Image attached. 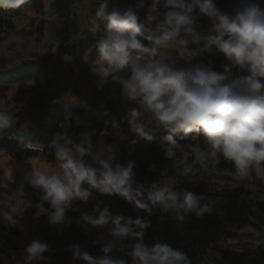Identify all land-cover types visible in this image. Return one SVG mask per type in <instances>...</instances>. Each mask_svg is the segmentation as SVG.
Here are the masks:
<instances>
[{"label": "clouds", "instance_id": "9594fccd", "mask_svg": "<svg viewBox=\"0 0 264 264\" xmlns=\"http://www.w3.org/2000/svg\"><path fill=\"white\" fill-rule=\"evenodd\" d=\"M26 3L0 0V10L20 9ZM109 3L98 0L91 19L89 31L94 35L101 32L93 70L101 90L109 81L120 85L123 101L132 105L126 113L130 131L140 140H155L145 120L147 115L165 130L159 143L169 160L180 147L178 139L197 140L202 136L207 149L191 146L194 161L184 165L185 175L194 174L196 163L206 167L223 157L233 164L237 180L247 179L253 172L264 180V8L260 0H239L232 12L219 9L215 0H151L143 20L138 12L147 0L126 9L110 10ZM197 10L211 21L207 33L198 30ZM205 54H223V70L190 63L192 58ZM122 72L127 73L126 78L120 75ZM17 123L15 113L0 109V139L20 134ZM64 137L67 135L57 134L50 142L55 149L56 168H32L25 176L40 192L39 202L27 201L21 206L7 193H0V219L9 226H20L31 207L36 209L37 220L46 216L51 226H70L66 213L79 211L74 209L75 202L87 203L93 190L123 197L149 215L159 207L181 222L190 214L200 218L211 212L207 204L201 206V198L192 191L178 190V184L168 177L145 188L135 179L134 160L118 163L115 150L108 151L102 145L94 150L88 132L81 133L80 143ZM26 146L36 148L31 141ZM150 167L154 169L155 165ZM99 203L93 214L82 213L81 226L86 231L91 227L108 228L110 239L101 247L103 255L95 257L79 244L69 245L66 250L74 261L129 264V260L114 256L116 251L130 258L131 264H192L185 252L167 243L144 242L145 232L151 227L149 220L113 216ZM129 240L135 242L126 245ZM48 251L46 241L32 240L17 264H52V259L45 256Z\"/></svg>", "mask_w": 264, "mask_h": 264}, {"label": "trees", "instance_id": "16d2710c", "mask_svg": "<svg viewBox=\"0 0 264 264\" xmlns=\"http://www.w3.org/2000/svg\"><path fill=\"white\" fill-rule=\"evenodd\" d=\"M89 1H84L87 7H89ZM42 2L43 0H27V3L19 11L22 12L26 7L40 12L43 9ZM75 2V0H52L51 7L62 23L59 27V38L63 41H71L70 39L72 38L73 44L63 53V57L67 60L66 64L61 63L55 57L47 59V61L40 65L47 72V76L44 79L45 82H43L46 86V91L48 92L55 86L57 90H64L66 93L59 98L58 102H53L51 106L44 104V115L40 120V124L28 134L29 139L34 140L31 136H36L40 137L41 141L43 137L61 134L62 124L70 122L73 130L70 132V139L74 143H80L81 133L88 132L91 135L95 150L96 146L94 142L103 132L105 123L110 118L114 119L124 132V139L118 141V147L122 152V159L124 162L130 160L136 162L134 171L138 176H148L151 178V182L158 181L165 176L181 184L197 185V190L188 191H192L197 197L201 198V206L207 204L211 212L200 218H197L194 214H190L181 222L172 212L164 213L159 207L154 208L151 215L144 210H137L135 205L129 204L120 196L105 198L101 209L108 207L113 216L123 215L126 218L131 217L133 219L140 216L149 220L151 227L145 232L144 242L148 245H152L157 241L167 243L172 248L185 252L192 264H264V180L257 178L253 172L251 177L253 186L257 191H247L239 195H233L228 192L206 194L201 188L206 187L205 183L211 177L199 163L194 165V174H183L184 165L193 164L194 161L191 146L198 145L201 149H207L202 136L197 140L191 138L179 140L177 138L180 147L176 149L174 158L169 160L162 151V145L159 143V140L165 134V130L162 127H157L147 115L145 116V120L153 131L155 140L152 142L140 140L139 137L130 131L126 114L128 109L124 108L121 104V87L119 84L109 81L102 90L99 87L96 88L93 92V101L90 105L79 102L75 98L79 82H75L74 84L73 79L87 83L94 76L91 72V65L97 59L96 43L101 38V32L94 35L90 31L83 32L80 30V22L74 9ZM138 2L139 0L110 1L109 8L110 10L112 8L126 9L129 6L135 8ZM150 5L151 0H147L145 7L139 10L138 14L141 20L144 19ZM234 5L238 7L239 2H234ZM96 8L91 11L90 20L95 16ZM7 14L8 10L7 12L4 10L0 11V28L8 27L11 29L5 38L20 37L9 23ZM196 15V23L200 26L198 30L207 33L211 28L210 19L200 16L198 10ZM39 30L40 34H42L43 27H40ZM102 30L103 23H101ZM85 58H88V63L83 65ZM186 62L181 61L182 64ZM190 63H201L206 67L213 68V70L222 71L221 66L226 63V58L223 54H206L192 58ZM79 67L82 69L80 70ZM40 75L41 72L37 71V68L32 63L25 64L24 67H19L13 72L0 73V102L6 98L11 84L26 81L37 82L41 80ZM120 75L123 78L127 77V73L124 72L120 73ZM77 115L84 117L82 122L85 126L81 127V122L74 121ZM28 143L29 140L27 138L23 139L19 135L15 138L6 136L0 139L1 159L10 158L21 162L44 157L50 164L57 162L55 159V149L52 146L38 149L27 147ZM86 159L90 164L93 163L90 157ZM152 164L155 165L154 169L150 167ZM207 167L212 173H215V171L220 174L234 172L233 164L223 157L220 158L219 163L213 164L209 162ZM151 182L146 184L145 188ZM40 195V192L26 181L23 187L22 205L27 201L33 204L39 202ZM45 207H50V205L45 203ZM74 209H79V211L70 210L66 213L71 224L70 226L64 225L65 228H56L49 225L46 222V216L40 217L38 220L36 219L34 240L46 241L49 244V251L45 253V256L52 259V264H84V262L79 260L74 261L72 253L66 250L71 244H79L88 252L97 248L94 227L90 226L91 230L86 231L81 226L84 223L81 219L82 213L90 214L87 204L82 201H76ZM217 211L221 212L226 219L239 228L247 226L253 228L255 234L252 238H255L260 244L251 246L247 252L242 253L227 251L219 244H216L215 247L221 254L220 258H213L211 255H208L202 263L197 262L198 256L196 250L202 249L205 245L211 246L210 236L215 234L214 229L219 227L213 217ZM35 212L36 209L31 207L28 208L25 214L32 217ZM78 220L81 223H77ZM20 234V226H9L4 220L0 219V264H17V261L22 259L21 254L25 247L12 239ZM134 242L129 240L125 244ZM113 255L127 259L129 260V264H131L130 258L123 252L114 251ZM38 264H44V261H40Z\"/></svg>", "mask_w": 264, "mask_h": 264}, {"label": "rangeland", "instance_id": "374dc122", "mask_svg": "<svg viewBox=\"0 0 264 264\" xmlns=\"http://www.w3.org/2000/svg\"><path fill=\"white\" fill-rule=\"evenodd\" d=\"M75 14L79 19V27L83 32L89 31L91 26L90 14L91 11L98 7V0H90L89 7L84 4L85 0H75ZM115 2V0H110ZM239 0H215L216 6L227 12H232ZM52 0H43V9L42 11H34L31 8L8 10L7 18L9 23L13 26V30L20 35V37H9L5 38L8 32L11 31L8 27L0 28V73L5 74L17 70L19 67H24L25 64L32 63L37 68V71L41 72V80L27 81L23 82L24 84L20 85L15 83L10 86V90L7 93V97L4 101L0 102V109L13 112L18 117V123L16 127L19 129V132L28 131L32 132V128L40 124V120L44 115V104L52 105L53 102H58L59 98L63 96L66 92L64 90H57L55 86L48 92L46 91V86L43 82L47 76L46 70L41 68V63L47 61L50 58H58L59 61L63 64L67 63V60L63 57V53L70 48L73 44L72 38L71 41H63L60 39V25L62 23L59 20L58 15L55 14L51 7ZM261 6L264 7V0H260ZM1 11V10H0ZM5 11V10H4ZM7 12V11H6ZM82 21V22H81ZM197 22V21H196ZM40 27H43L42 34H40ZM26 34V35H25ZM25 35V36H24ZM24 36V37H21ZM28 38H31L29 41ZM76 39V38H75ZM74 39V40H75ZM206 55V54H205ZM220 55V54H216ZM88 63V58L83 60V65ZM91 72L93 77L87 83L73 79V83L79 82L78 92L75 95V98L79 102L86 103L90 105L93 101V92L98 88L97 80L98 76L94 72V64L91 65ZM41 68V69H39ZM81 70L82 68L79 67ZM39 76V77H40ZM63 89H65L63 87ZM47 92V93H46ZM70 95V93H69ZM121 104L124 108L129 109L132 105L127 104L123 101L122 97L120 98ZM46 118V117H45ZM44 118V121H45ZM83 116L77 115L75 117L76 122L80 123V126H85L82 122ZM72 125L70 122L62 124V133L66 134L70 139V132L72 130ZM56 136V135H55ZM52 136L49 138V142L55 137ZM64 137V139H67ZM124 139V132L120 128L119 124L112 118L105 123L103 132L94 142L96 147L103 146L106 150L111 151L115 150L117 162L126 163L122 159V152L118 147V141ZM43 140V141H42ZM40 142V147L43 143H46V139H42ZM72 140V139H71ZM63 143L64 140L62 139ZM74 143V142H73ZM51 145V143H50ZM44 158V157H43ZM37 159V158H36ZM9 160V158L1 159L0 157V193H7L12 199L11 194L7 191L8 184L10 183V177L19 179V176L14 172L18 169L14 167V170H10L8 166H3L2 161ZM47 162V160L44 158ZM92 162V161H91ZM48 163V162H47ZM56 168L57 162L53 164ZM36 168V165H34ZM38 167L42 170L43 165L38 164ZM46 169L52 170V164L48 163L47 166H44ZM207 174L211 178L205 183L206 187H202L201 190L206 194H218L223 192H228L233 195H239L247 191H257L253 186V180L250 175L249 178L244 180H237L234 178L233 173H212L210 169L206 166L203 167ZM53 169V170H54ZM11 171H14L11 173ZM10 174V175H9ZM17 176V177H16ZM135 179L138 183L144 185L151 182V178L141 177L136 174ZM175 181V180H174ZM179 189L186 190H197V185H185L175 181ZM20 201L19 204L22 205L23 193L20 192ZM109 196L100 194L93 190L92 196L89 201L86 203L89 209L90 214H93V209L97 206H102L105 198ZM215 222L219 227L215 230V234L210 236L211 246L205 245L202 249L196 250L197 252V262L202 263L208 255H211L213 258H220L221 254L218 249L215 247L216 244H219L222 248L231 252H247L251 246H257L260 243L252 236L255 234V230L251 227L239 228L238 226L231 223L221 212H215L213 215ZM48 223V219L46 220ZM35 223L36 218L34 215L28 216L24 214V217L21 221V234L15 236L12 239L23 245L29 238L34 236L35 232ZM49 224V223H48ZM56 228H65V226H54ZM95 238L97 248L93 249L89 253L92 256L103 255L101 252V247L110 239L108 235V228H95ZM103 239H99L100 237ZM35 237V236H34ZM99 239V242H97ZM25 247V246H23Z\"/></svg>", "mask_w": 264, "mask_h": 264}, {"label": "crops", "instance_id": "0c3cea01", "mask_svg": "<svg viewBox=\"0 0 264 264\" xmlns=\"http://www.w3.org/2000/svg\"><path fill=\"white\" fill-rule=\"evenodd\" d=\"M24 83H21L20 85H22ZM32 129H35V127H33ZM27 133V135L29 134L28 131H25ZM29 142H33V145L34 147H39L40 146V137H32L34 140L32 139H29V137H26ZM43 139V138H42ZM41 139V140H42ZM46 139V143H43L42 145H46V144H50L49 142V138H44ZM43 141V140H42ZM39 142V143H38ZM41 163L43 165V168L42 170H51V169H45L44 166H47L48 163L45 162V160L43 158H39V159H33V160H30V161H26V162H15V161H12V160H5V161H2V165L3 166H8V168H10V170H14V167H16L18 170L17 171H11L14 172L16 175L19 176V179L17 178H12L11 176H8L10 177V183L8 184V188L7 191L11 194V197L13 200H15V202H17V200H21L20 199V192L23 190V185L24 183L27 181L25 179V176L26 174L30 173L32 171V168H35L34 165H36V168H40L38 167V164ZM54 165H52V170L54 169ZM10 175V174H9ZM17 177V176H16ZM32 240H34V236L29 238L22 246H27L29 243L32 242Z\"/></svg>", "mask_w": 264, "mask_h": 264}]
</instances>
